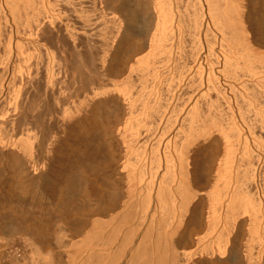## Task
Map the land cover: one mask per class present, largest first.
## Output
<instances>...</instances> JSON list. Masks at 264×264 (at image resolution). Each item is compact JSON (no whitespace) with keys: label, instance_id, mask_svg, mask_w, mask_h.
<instances>
[{"label":"bare ground","instance_id":"6f19581e","mask_svg":"<svg viewBox=\"0 0 264 264\" xmlns=\"http://www.w3.org/2000/svg\"><path fill=\"white\" fill-rule=\"evenodd\" d=\"M250 8L0 0V175L9 193H43L59 180L47 156L64 158L57 202L81 215L70 264H264V46ZM109 152L124 185L92 191L86 212L75 197L90 201ZM1 218L51 247L37 224ZM23 241H0L6 262L61 264L57 248L48 259Z\"/></svg>","mask_w":264,"mask_h":264},{"label":"rangeland","instance_id":"374dc122","mask_svg":"<svg viewBox=\"0 0 264 264\" xmlns=\"http://www.w3.org/2000/svg\"><path fill=\"white\" fill-rule=\"evenodd\" d=\"M252 3H254L255 5L254 4L252 5ZM250 12H251L250 18H251V23H252L253 29H254L258 39L260 40V42L263 43L262 46H264V40L262 41V39H264V37H263L264 36V7L262 6L261 0H251ZM142 55H143V53L138 55V57H140ZM137 58H135V59H137ZM61 134L62 133H60V136H63V134L62 135ZM106 142L107 141H105L104 143L106 144ZM74 143L75 142L72 141V144H74ZM61 146L64 148V151H65L64 153L67 154L68 152H66V150H65V149H67V147H66V144L64 142V139L62 140ZM108 154L109 155H107V157L109 158V161L107 162V164H105L104 166H101L98 169V171H96L95 173H92L87 180V191L89 193L88 198H91L90 201H86V198H84V200H83V198L81 196H79L80 193L78 194V197H77V195L75 197L76 205H78V206L85 205L86 212L90 213L92 208L94 207V205L97 204L96 203L97 199L94 196L95 194L92 195V193H93L92 191H96L98 189L108 191L109 189L113 188L114 183H115V185H117V186L119 185L121 187H123V185H124L122 183V174L120 173L121 169L119 171V169L117 167V162H118V157L116 156L117 154H115V157H116L115 160H112V158H111L112 155L110 156V152ZM100 156L103 157L104 155H100ZM49 157H50V159L52 157V159L50 160ZM107 157L104 156L103 158H107ZM46 159H47V161H46ZM46 159H45V161L48 164L47 167H49V168H46V171H51V169H55V170L57 169L56 173H58V174H56V177H54V178L59 179V180H56V183L53 185V187L56 188V189L54 188V190H53V187H51L50 185H48V187H47V184L46 185L42 184L40 190L43 193H39V194H35L32 192V190H33L32 186H29V189H28L29 193L28 194H22V193H20V191L19 192L16 191L14 193H9L8 189H9V183H10L9 181H11V175L8 174V173H10L8 171V169H4V173L0 175V218L1 217H3V219L6 218V220L8 222L14 221V222H20L22 224H34V223L37 224L38 226L43 228V232H47V236H46L47 239L49 240L51 238V241H52L51 247L49 246L46 249L41 248L39 243L34 240V237H33V235L31 236V234H25V233L12 234V233H9V231H7V230H6V232L3 230H0V241L5 243V242H8L11 238H13L15 236L21 237L22 239H24V241H23L24 245L22 244V247H24L23 249H25V250L27 249L28 251L27 250L26 251L28 253L29 252L32 253V251L33 252L35 251L37 253L41 252L40 254H42V256L46 255L45 257L48 259L50 257H52V255H53V252H51V250L54 248H57V250L60 253L61 252L63 253V255L61 256L62 261L60 263L61 264H70V262H72V257H74V256L76 258L78 257L77 256L78 255V248H76L77 246L75 243H77V241L79 240L80 237L78 238V236H76L73 239V240H75L77 238L75 240L76 242L74 241V245H73V240L71 242L72 244H68L69 239L70 240L72 239V237L69 238V236L73 235V231L77 233L78 229L80 228L81 215H79L78 211H76L78 209H76L74 211L73 210H65L66 208L64 209L57 202V200L59 199V195L61 194V189H60L61 186H59V185H61V181L63 180L62 179L63 178L62 168L64 167L63 166L64 165V158L62 159L61 164L58 163L57 156L54 153H51L50 156H47ZM48 159H49V161H48ZM113 165H116L115 169H114ZM121 187H119V188H121ZM16 189H17V187H16ZM47 189H49V190H47ZM82 200L85 202H83ZM94 201H95V203H92ZM82 202L85 204H83ZM117 204L120 206L122 205L121 201H119ZM117 204H116V207L118 206ZM120 206H118V207H120ZM79 208H81V207H79ZM117 211H119V208ZM63 213L67 214L71 217L73 216L72 217L73 220L71 222L70 227L67 225V221L65 222L66 218H65ZM92 215H93L92 218L95 219L96 216L93 213H92ZM100 218H105V216L103 217V215H100ZM109 218L110 217H107V218H105V220L109 219ZM0 220H2V218ZM66 226H68V227L66 228ZM247 228L249 229V226H247ZM68 233H70L71 235ZM67 235H68V239H67ZM4 238H6V239H4ZM2 242H0V245ZM49 242H50V240H49ZM48 245H50V243ZM72 247H73V249H72L73 251L71 250ZM76 252H77V254H76ZM66 253H67V255H66ZM70 253H72V254H70ZM8 254H10L9 250H6L5 255L0 254V257L2 258V259L0 258V264L1 263L5 264L6 260L9 261V258L8 259L6 258V257H9ZM4 257H5V262L3 259ZM53 258L54 257L49 259L51 264L52 263L55 264L57 262V259H55V258L53 259ZM49 260H47V261H49ZM7 263L9 264V262H6V264ZM47 263L49 264V262H47Z\"/></svg>","mask_w":264,"mask_h":264}]
</instances>
